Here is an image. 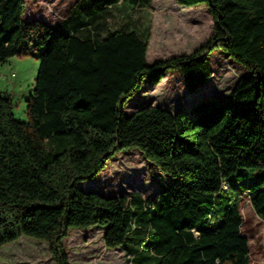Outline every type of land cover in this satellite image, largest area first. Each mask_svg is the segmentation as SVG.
Wrapping results in <instances>:
<instances>
[{"label":"trees","instance_id":"obj_1","mask_svg":"<svg viewBox=\"0 0 264 264\" xmlns=\"http://www.w3.org/2000/svg\"><path fill=\"white\" fill-rule=\"evenodd\" d=\"M118 1L151 2L88 0L90 16L77 4L50 24L24 18L25 0H0V60L38 59L26 119L0 89V246L27 234L47 240L56 264H69L62 237L96 225L133 264H249L238 190L248 188L264 220V0H177L204 2L212 31L191 51L151 62L149 33L89 27ZM70 19L75 30L64 26ZM216 49L244 70L222 96L202 94L173 110L137 99L171 69L188 92L201 89ZM128 148L171 176L166 188L145 198L77 185Z\"/></svg>","mask_w":264,"mask_h":264},{"label":"rangeland","instance_id":"obj_2","mask_svg":"<svg viewBox=\"0 0 264 264\" xmlns=\"http://www.w3.org/2000/svg\"><path fill=\"white\" fill-rule=\"evenodd\" d=\"M88 0H25L24 18L40 17L50 24H62L81 6L84 17ZM183 5V6H182ZM99 26L91 24L94 33L124 25L133 27L142 35L149 33L147 59L152 61L169 54L188 52L199 45L212 31V16L204 2L190 5L177 0H152L150 4L118 2L97 16ZM74 19L64 25L75 30ZM79 29V28H78ZM214 70L212 77L198 92L222 96L234 80L244 72L240 63L221 49L210 54ZM38 59L32 54L10 55L0 60V89L8 92L13 101V113L26 119V96L31 92ZM154 89L143 88L137 99L147 104H158L168 109L184 102L190 94L185 92L184 82L178 69H171ZM168 72V71H167ZM126 102V109L130 106ZM171 176L146 161L137 148L118 150L106 166L95 176L79 180L77 185L94 188L103 194H129L139 192L151 198L168 185ZM241 187V186H240ZM238 194L242 213V232L248 237L249 264H264V220L253 209L248 188L241 187ZM103 228L96 225L71 227L62 237L69 264H133L128 249L108 247L102 238ZM132 254V253H131ZM0 264H56L47 240L27 234L0 246Z\"/></svg>","mask_w":264,"mask_h":264},{"label":"crops","instance_id":"obj_3","mask_svg":"<svg viewBox=\"0 0 264 264\" xmlns=\"http://www.w3.org/2000/svg\"><path fill=\"white\" fill-rule=\"evenodd\" d=\"M151 1H152V0H151ZM118 2H121V1H118ZM118 2H117V3H118ZM182 6H183V5H182ZM147 52H148V44H147V49H146V58H147ZM147 60H148V59H147ZM169 72H174V71H168V72H166V73L164 74V76H166L167 73H169ZM213 73H214V70H213V72H212V74H211L210 77H212ZM164 76H162V78L160 79V81L164 78ZM210 77H208V79L205 81L204 84L201 85V87H204V86H205V84L208 82V80L210 79ZM160 81H159L156 85L151 86V87H148V89H154V88H156V86L160 83ZM199 87H200V86H198V87H197L196 89H194L193 91L188 92V91L185 89V86H184L185 92H187V93L190 94V95H189V97H188L184 102H182V103H184V105L178 104V105L174 106L173 109H175V108H177V107H180V106H182V107H184V106H188L194 98H197V97H199V95H202V94L205 95L206 92H205V93H202V91H201V92H198V88H199ZM145 88H147V86H146ZM138 97H140V96L138 95ZM173 109H171V110H173Z\"/></svg>","mask_w":264,"mask_h":264}]
</instances>
